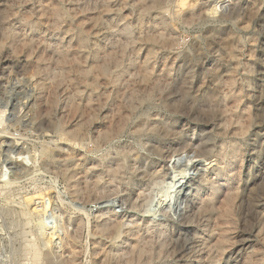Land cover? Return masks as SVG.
Returning a JSON list of instances; mask_svg holds the SVG:
<instances>
[{"label": "rangeland", "instance_id": "374dc122", "mask_svg": "<svg viewBox=\"0 0 264 264\" xmlns=\"http://www.w3.org/2000/svg\"><path fill=\"white\" fill-rule=\"evenodd\" d=\"M0 264H264V0H0Z\"/></svg>", "mask_w": 264, "mask_h": 264}, {"label": "bare ground", "instance_id": "6f19581e", "mask_svg": "<svg viewBox=\"0 0 264 264\" xmlns=\"http://www.w3.org/2000/svg\"><path fill=\"white\" fill-rule=\"evenodd\" d=\"M52 10H53V9H52ZM56 14H57V13H56ZM56 14H55V15H56ZM53 15H54V14H53Z\"/></svg>", "mask_w": 264, "mask_h": 264}]
</instances>
